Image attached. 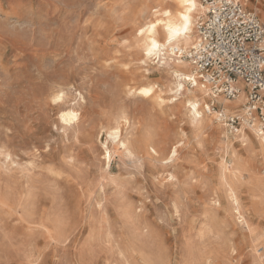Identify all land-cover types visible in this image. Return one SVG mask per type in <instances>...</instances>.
I'll return each mask as SVG.
<instances>
[{"label": "rangeland", "instance_id": "obj_1", "mask_svg": "<svg viewBox=\"0 0 264 264\" xmlns=\"http://www.w3.org/2000/svg\"><path fill=\"white\" fill-rule=\"evenodd\" d=\"M164 9L0 0V264H264V149L224 97L195 120L171 59L146 56Z\"/></svg>", "mask_w": 264, "mask_h": 264}, {"label": "built area", "instance_id": "obj_2", "mask_svg": "<svg viewBox=\"0 0 264 264\" xmlns=\"http://www.w3.org/2000/svg\"><path fill=\"white\" fill-rule=\"evenodd\" d=\"M205 14L196 26V39L190 49L176 54L193 67L191 85L200 84L215 99L235 100L244 92L242 115L220 119L231 132L253 127L264 134V24L258 14L241 0H202Z\"/></svg>", "mask_w": 264, "mask_h": 264}, {"label": "bare ground", "instance_id": "obj_3", "mask_svg": "<svg viewBox=\"0 0 264 264\" xmlns=\"http://www.w3.org/2000/svg\"><path fill=\"white\" fill-rule=\"evenodd\" d=\"M176 2L178 4L179 10L175 12L170 9L162 10L161 15H163V18L157 19L154 22H150L145 28L140 29V35H144V50L147 57H160L161 53L164 52V60H166V58L171 59L170 68L173 77V85L176 90V96L181 95L188 99V108L193 117L195 120L199 119L200 122H203L204 115L201 104L204 103V98L208 96L209 90L200 84H197L196 86L187 85L188 80L193 79L194 76L193 73L189 72L191 64L186 62L181 55L176 54L175 51L177 49L181 50V52L187 51L192 47L196 39V26L204 16L206 7L204 4H201L200 0H176ZM245 2L248 4L249 0H245ZM161 35L163 36V39H161ZM139 93L144 95H152L154 93V87H143L139 90ZM236 99L234 101H230L226 98L223 99V111L225 113H237L240 115L244 113V109H242L241 106L245 101V93L242 92ZM186 105L187 104H185V106ZM61 116L64 120L69 121L78 119V113L74 110L63 111ZM119 130H116V135L119 134ZM251 130L255 132L257 139H259L262 148L264 149V134H260L253 127H251ZM238 136H240L242 139H245L246 134L244 131L240 130L238 131ZM124 141L127 142V140ZM174 152L176 153V150H174ZM261 187L264 188L262 185ZM237 206L239 205L237 204Z\"/></svg>", "mask_w": 264, "mask_h": 264}]
</instances>
